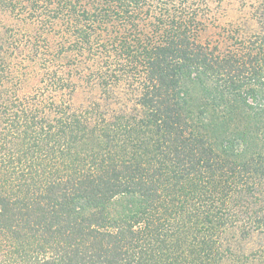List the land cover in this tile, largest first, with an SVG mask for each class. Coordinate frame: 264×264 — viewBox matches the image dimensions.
I'll use <instances>...</instances> for the list:
<instances>
[{
	"label": "trees",
	"instance_id": "obj_1",
	"mask_svg": "<svg viewBox=\"0 0 264 264\" xmlns=\"http://www.w3.org/2000/svg\"><path fill=\"white\" fill-rule=\"evenodd\" d=\"M210 3L0 0L17 22L0 34V264H264V0L224 49L201 39ZM14 58L41 69L32 92ZM71 74H130L140 109L74 110Z\"/></svg>",
	"mask_w": 264,
	"mask_h": 264
},
{
	"label": "rangeland",
	"instance_id": "obj_2",
	"mask_svg": "<svg viewBox=\"0 0 264 264\" xmlns=\"http://www.w3.org/2000/svg\"><path fill=\"white\" fill-rule=\"evenodd\" d=\"M210 2L211 13L214 16L201 33L203 42L209 41L211 44L218 42L220 45L221 40L224 43V45H221V49H224L225 45L230 46V43L223 39L227 34L226 31L239 29L253 32L257 29V23L253 17L252 2L254 0H210ZM0 20L2 21L0 34L4 33L6 26L17 24L9 14L0 13ZM17 65H20V67H17ZM14 67H16L14 72L20 74L23 79L21 92L25 94L32 92L34 86H37L41 79V75H39L42 74L41 69L32 60L26 59L25 61L24 58L17 60L14 58ZM94 75L96 74H71L74 89L71 91L70 101L74 110L84 109L90 102L99 103L110 116L121 110H136L137 112L140 109L136 99L138 94L137 83L128 80L130 74H117V76L123 75V77H120L119 81L114 78V82L106 85L103 90L98 82L92 81L91 77ZM261 237L264 239V235H261ZM258 242L254 243L253 246L260 247V244H257ZM262 247L264 251V246Z\"/></svg>",
	"mask_w": 264,
	"mask_h": 264
}]
</instances>
